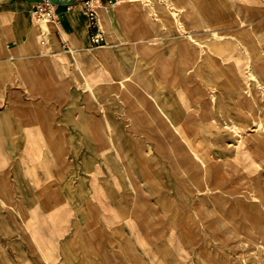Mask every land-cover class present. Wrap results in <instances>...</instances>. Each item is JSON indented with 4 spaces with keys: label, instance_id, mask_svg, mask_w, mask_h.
<instances>
[{
    "label": "rangeland",
    "instance_id": "obj_1",
    "mask_svg": "<svg viewBox=\"0 0 264 264\" xmlns=\"http://www.w3.org/2000/svg\"><path fill=\"white\" fill-rule=\"evenodd\" d=\"M129 4L111 28L102 27L107 44L87 42L77 52L72 44L56 48L47 29L52 20L34 12V58L18 63L15 77L0 80V264H264V126L257 120L264 116V77L256 69L264 57L255 64L252 39L240 32L249 28L264 54V0ZM230 58L243 74H252L241 82V100L251 110L250 84L258 95L250 128L239 127L238 117V125L226 121L216 106L223 125L206 119L204 83L214 91L216 79L210 78ZM130 69L132 97L113 99L116 90L123 96L132 90L123 83ZM153 85L180 119L175 139L141 102L139 89ZM103 91L114 135L124 131L125 143L138 140L151 149L146 158L125 145L121 173L126 181L140 179L142 201L135 205L138 213L121 222L114 214L130 204L117 198L103 158L86 150L95 126L82 124L96 104L94 92ZM191 112L194 141L187 142ZM95 120L107 123L100 112ZM218 135L225 141L214 142ZM190 149L215 173L204 175L193 157L181 158ZM237 153L256 169L237 163Z\"/></svg>",
    "mask_w": 264,
    "mask_h": 264
},
{
    "label": "crops",
    "instance_id": "obj_2",
    "mask_svg": "<svg viewBox=\"0 0 264 264\" xmlns=\"http://www.w3.org/2000/svg\"><path fill=\"white\" fill-rule=\"evenodd\" d=\"M41 1L43 0H0V80L1 82H3V80L7 81L8 79H11L12 77L16 76L14 72H15V67L18 63L32 61V59L34 58V48L37 46L38 43L36 24L34 21V11L37 4ZM127 1L128 0H117V3L113 6L108 5L106 1L104 5L99 6L97 12H98L99 24L101 25V27L107 29L111 28L112 26L111 24L113 20L119 16L120 9H122L123 12L124 11L128 12L129 9H131V5L130 4L126 5ZM129 1H134V0H129ZM56 17H57L56 20L52 21L51 23L49 22L47 23V29L49 32L50 40L56 48H59L61 46H65L67 48V47H71L72 44L76 46V48H74V52H77L80 47H83L87 44V42H90V38H89L90 22L86 12L82 8L81 0L76 1L72 5H65V4L57 5ZM240 32L242 37L246 39H250V38L252 39L254 52L256 56L255 64L256 62L258 64V62L261 60L259 59L260 56L264 57V54H261V52L259 51L257 47V42L255 40V37L253 36V32L249 28H242V27L240 29ZM107 41H108V36H107ZM41 44L43 45L45 43L41 40ZM222 48H223L222 45H218V49H222ZM13 52H15L16 54L13 55ZM223 59H226V57ZM232 61L233 62L230 65L227 66L220 65V67L216 69L214 76L210 78V79H216L213 85L214 91L210 89L211 86L208 87L204 83L206 91L204 96L201 97V100L208 103L209 114H210L209 116L206 117V119L213 122L219 121L220 124L223 125L222 120L215 117V111H216L215 104L217 102L218 105L220 106L221 115L223 116V118H225L226 121L238 125L237 121L235 120L236 117H238L239 119L242 120V124L238 125L239 127H241L242 129L248 127L250 128L256 123L255 122L256 119L252 118L251 111L253 109H257L259 113V103H258L259 101L257 99L258 95L257 94L255 95L256 91L255 93H253L252 91L253 87L250 84V88L248 92H251L252 95H248V97L250 100V105L252 107V110L248 108V106L243 104V100H241V96L243 95V90H241L242 88L241 82L243 78H252V74L251 73L243 74L240 67L237 65L236 60L233 59ZM261 62H264V59L261 60ZM260 64L261 66L257 65L256 69L264 77V65H262V63ZM131 73L132 70L130 73L123 74V77L125 78L123 83L130 86V89L132 88V90L127 91L124 96L123 94L122 95L120 94L119 90H116L113 99L116 98L129 99L130 97H132V93H134L133 88L135 87V83L134 80L132 79ZM232 80H234V82ZM5 84H7V86L5 87L6 89L12 88V86H9L8 82H6ZM148 89L149 88L139 89V93L141 95V102L145 108V111L149 114V116H151L152 120L158 123L162 131L167 133V135L170 138L172 139L177 138L176 136H174V132L175 130L181 131V128L178 127V123L180 122V119H178V116L175 114V112H172L173 110L168 109L164 104V102L161 101L160 91L156 85H153L151 90ZM100 95H102L101 100H100ZM207 95H210V99L206 98ZM106 96L107 95L104 91L102 92V94L100 93L96 94L94 92L93 99H95L96 104L92 105L93 110L91 112L90 117L85 119L82 122V124L83 126L90 125V128H92L91 124L95 126V130H93L92 128V133L94 136L89 141L86 150L90 151L91 156L94 157L101 156L103 158V163L105 164L107 169L111 170L110 172L111 175L113 176V181L115 185L117 184L116 185L117 191H115L117 198L125 199L126 202L130 204V207L127 212L114 214L116 218H118L117 220L121 222L127 218L129 219L133 218L134 214L138 213V211L135 209V205L139 204L140 201H142L140 197L141 196L140 189H142L140 186L141 185L140 179L135 177L131 178L130 176L129 180L126 181V179H124L121 173V168L124 167V165L126 164L123 159V151L126 148L125 145H128V147L131 150L133 149V151L136 150L134 155L138 154L146 158L148 153H150L151 149L148 150L146 146L144 144L139 143L138 140L136 141L134 140L135 142L126 140L127 143L126 144L125 140L122 139V136H124L125 134L124 131L118 132L116 136L114 135V125L113 122H111L110 120V113L107 111L108 101H106ZM79 97H81V95H79ZM230 99L234 100V104L229 103ZM247 103L249 104L248 100ZM231 105L233 106V109L236 110V112H233ZM104 110L106 111L105 113ZM116 110L120 111V108H116ZM99 112L101 113L102 117H104L107 120L106 125L104 124L100 125V122L95 120ZM192 115L193 112L190 113V129L186 128L188 134L187 142L194 141V138L192 137L195 133L194 129H192L193 128L192 124L194 123L192 121L193 119ZM259 116H260L259 119L257 117L258 123L260 124L262 122L264 126V116L261 114ZM97 129L99 130V132L97 131ZM226 132L228 131L226 130ZM228 133H230L231 136H234L233 132L229 131ZM54 139L56 140L58 138L54 137ZM224 139H225L224 136L218 135L216 136V138L213 139V141L217 143H222L225 141ZM225 149L227 148L224 147L221 150L225 151ZM238 156L239 153H237V156L234 158L235 160H237V163L239 162L242 163L246 161L248 162V164L245 166L246 168L256 169L255 167H253V165L250 164V161L246 159L245 160L242 159L239 161L238 159L241 158ZM192 157L194 158L195 161H198L195 151L192 149H190V152L181 155V158L183 159H190ZM129 164H132V162H129ZM196 164L202 166L201 169L203 170L205 175L206 165L202 163L199 164V161ZM206 164L208 165V163ZM184 167H183L184 170L190 173V168L188 166H184ZM225 168H226L225 166L221 167V169L223 170ZM214 173L215 172L211 171V169L209 168V175ZM219 174L224 175L225 170L221 171ZM199 175L201 176V178L203 177L202 180L207 179L208 181L209 175H206L204 178L202 171L199 173ZM72 183H73V178L69 176L64 180L63 186L68 191V189L72 186ZM223 188H224V184H223ZM216 205L224 206L223 204L220 203H217ZM236 206H242V204L241 205L237 204ZM221 218L223 220L224 216H222ZM190 219H191V214H190ZM41 232L42 231L40 230V233ZM216 233H217L216 234L217 238L219 239L225 238V236L221 232H216ZM234 252L238 253V251H234Z\"/></svg>",
    "mask_w": 264,
    "mask_h": 264
},
{
    "label": "built area",
    "instance_id": "obj_3",
    "mask_svg": "<svg viewBox=\"0 0 264 264\" xmlns=\"http://www.w3.org/2000/svg\"><path fill=\"white\" fill-rule=\"evenodd\" d=\"M82 8L86 12L90 22L89 38L92 46H103L107 44L106 32L102 29L98 20L97 9L104 3L113 6L117 0H81ZM56 6L50 0H43L39 2L35 8V14L38 19H44L46 16L49 20H56ZM45 43V41H44Z\"/></svg>",
    "mask_w": 264,
    "mask_h": 264
},
{
    "label": "bare ground",
    "instance_id": "obj_4",
    "mask_svg": "<svg viewBox=\"0 0 264 264\" xmlns=\"http://www.w3.org/2000/svg\"><path fill=\"white\" fill-rule=\"evenodd\" d=\"M54 5H57V4H54ZM45 18H47L48 19V17L46 16ZM43 42L45 41V40H42ZM231 71V70H230ZM245 99V98H244ZM215 106H216V109L217 110H219L220 111V106L218 105V103L216 102V104H215ZM168 115V114H167ZM216 118H218V115H216L215 116ZM243 139H245V138H243ZM231 149V148H230ZM195 154H196V156H197V160L199 161V164L200 163H202V164H204L205 162L202 160V159H200V157H199V155L195 152ZM198 161H195V162H197L198 163ZM207 165V164H206ZM185 168V167H184ZM208 170H209V168H208V165L206 166V169H205V172H208ZM248 218V217H247ZM262 235H263V233H262ZM262 247V246H261Z\"/></svg>",
    "mask_w": 264,
    "mask_h": 264
},
{
    "label": "water",
    "instance_id": "obj_5",
    "mask_svg": "<svg viewBox=\"0 0 264 264\" xmlns=\"http://www.w3.org/2000/svg\"><path fill=\"white\" fill-rule=\"evenodd\" d=\"M52 3L57 5H72L78 0H50Z\"/></svg>",
    "mask_w": 264,
    "mask_h": 264
}]
</instances>
